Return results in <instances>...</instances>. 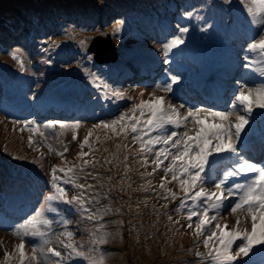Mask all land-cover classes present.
Here are the masks:
<instances>
[{"label":"rangeland","instance_id":"obj_1","mask_svg":"<svg viewBox=\"0 0 264 264\" xmlns=\"http://www.w3.org/2000/svg\"><path fill=\"white\" fill-rule=\"evenodd\" d=\"M222 1L205 0L204 14L214 16L222 12ZM246 6L245 3L234 6L240 13L238 15L235 12L231 13L232 20L224 22L225 30L238 27L249 21L250 17L246 11ZM218 21L220 22V18ZM67 28L71 29L70 39L75 42L78 41L83 28L78 25L73 27L71 24ZM81 42L85 43L84 38ZM225 45L228 43L225 42ZM92 64L91 61L90 66L76 67L73 74H68V69L63 72L55 62H51L47 66V73L42 82V87L48 94L64 92L71 87L83 90L84 86L89 84L87 88L91 94L88 95L87 99L95 107L97 105L102 106L100 110L95 108L91 110L95 118L100 119H96L94 123L78 124L77 130L68 134L70 146L67 147L63 142L60 143L61 149L56 150L55 156L48 150V147L40 144L43 153H49L50 165L56 166L58 169H67L76 165V182L93 186L88 192V195L95 197L90 204L92 214L95 217L92 220L87 218L89 213L75 203L69 205L60 201H48L49 195L44 200L46 205L53 206L56 204L60 206L62 209L61 216L66 211L71 213L61 221L68 220L72 225H78L77 235H73L71 238H63L66 242L79 247V250L86 255L85 257H74L71 261H66L65 264H94V262L95 264H179L178 260L185 252L192 253L198 248L205 247L203 239L210 234V232L204 231L201 236H196L195 224L197 219L195 217L191 221L192 228L188 227L190 223L187 219L188 210L197 207V205L191 201H186L185 207L178 211L180 200L185 199V197L177 181L168 182L171 181V174L165 181V188H161V178L165 176V173L161 169L152 171L153 164L151 162L154 156L151 153L140 152L139 141L133 142L130 131L127 134L120 133L117 135L110 128L102 126L103 122L110 123L117 120L122 113L131 115L130 109L138 104L141 99L148 101L152 93H155L156 96L164 95L166 103L172 105L173 103L167 96V92L161 91L163 86L136 88L131 93L127 87L120 86L110 80L109 77L107 78L108 73L102 77L99 76L95 70H92ZM2 76L3 74L0 73V77ZM1 82L0 79V84ZM115 92L122 93L123 96L117 98L113 95ZM141 93H143L142 96ZM186 111L187 109L180 110L181 114ZM136 115H139V112ZM232 119L234 121L235 116ZM188 128H191L190 122ZM90 132L88 145L81 149V143ZM74 134L76 135L75 140L73 139ZM29 137L30 135L19 139L17 145H23ZM89 146L92 149L91 152H89ZM65 147L68 149L66 152L64 151ZM81 151L89 153V155L81 158L79 156ZM58 152H62L63 156L58 155ZM145 156L148 160L147 165L142 163ZM85 159L94 163L84 166L81 172L79 166ZM168 163L169 161H165V166ZM33 164L28 163L26 169L32 168ZM9 165L15 172L24 171L16 158ZM3 168L6 167L3 166ZM149 173L152 174L149 175ZM62 175L64 174L59 173V176ZM71 175L69 173L64 176V180L69 179ZM61 183L63 187L67 188L69 199L80 193V189L73 185ZM203 187L206 191L211 192L204 184ZM166 189L175 192L176 199H165ZM53 191L51 181L49 194ZM209 215H217L218 218L213 223L227 224L230 228V215H224L221 211L219 213L210 211ZM76 217L80 219L79 224ZM169 217L172 219L169 220ZM213 223L209 226L210 228H212ZM101 239L104 240L103 243L98 242ZM93 241L97 242L94 243ZM20 242L21 239L15 240L13 235L0 233V264H20L19 254L16 251V245ZM33 243H35L33 240L31 242L24 240L26 264L28 263L27 257L32 255ZM47 247L40 252L51 255L47 253ZM6 252L9 253L7 258ZM210 260L211 258H208L200 263L192 256L190 260L181 264H213L212 260L207 263ZM33 262L42 264L39 259Z\"/></svg>","mask_w":264,"mask_h":264},{"label":"snow or ice","instance_id":"obj_2","mask_svg":"<svg viewBox=\"0 0 264 264\" xmlns=\"http://www.w3.org/2000/svg\"><path fill=\"white\" fill-rule=\"evenodd\" d=\"M246 11L251 17V23L264 28V0H251V6H246ZM191 15V13H186ZM181 32H187L188 29H180ZM184 41L179 37L172 40L170 43L163 46L165 54ZM249 51L255 52L260 57V62H264V35L260 38L253 39L248 45ZM14 59H19L17 53H12ZM22 63V61H21ZM245 67H251V62ZM178 77H171V83L165 84L161 91L170 92L172 84L176 83ZM159 87V86H158ZM113 95L117 98L123 96L122 93L115 92ZM143 93H141V96ZM151 98L148 101L143 99L138 104H135L130 109L131 115L122 113L117 120L103 122L102 126L110 128L114 133L127 134L132 133L133 142L139 141V149L141 153H151L154 156L152 160L153 172L161 169L165 176L161 178L160 187L165 188V181L171 174V181H177L180 189L184 193L185 199L180 200V208H184L186 201H191L197 207L188 210L187 219L190 221L189 228H192L191 221L193 217L197 219L195 224V234L201 236L205 230L210 234L203 239V244L209 248L208 256L211 257L213 264H232L237 261L238 257H246L251 252L254 246H264V167L255 163L248 162L239 157L233 168L226 171L224 178L215 184L217 191L208 192L203 187L205 166L208 163V158L213 154L235 152L233 137L238 138L241 129L247 124V119L244 115L235 112L213 111L202 108L189 107L184 114H181L180 108L175 107L170 103H166L163 96H156L155 93L150 94ZM240 105L243 106L245 112H251L253 106L264 108V85L258 88H249L247 92L241 90L235 97L233 108ZM139 112V115L136 113ZM235 116L233 121L232 117ZM191 123V129H188V124ZM59 123V122H57ZM79 125H71L77 128ZM99 126V125H98ZM171 126V127H167ZM185 128L183 133L178 132L179 128ZM118 128V131H117ZM170 132V134H169ZM191 133V134H190ZM41 135H43L41 133ZM85 136L80 147L83 149L88 145L89 136ZM76 139V135H73ZM31 143V137L29 138ZM159 145V147H156ZM119 147V146H118ZM127 147V145H124ZM68 149L65 147L64 151ZM89 146V152H91ZM58 155L63 156L62 152ZM89 155L84 151L79 153L82 158ZM126 159V157H125ZM165 161L169 163L165 166ZM106 162H109L106 160ZM94 163L90 160H83L79 166L82 172L84 166ZM142 163L147 165L148 160L144 157ZM76 165H72L67 169L53 166L51 170L52 187L54 191L47 197L48 201H60L64 204H77L88 212V219H94V214L90 208L94 196L88 195L92 189V185L76 182ZM63 173L62 176H57V172ZM71 173V177L64 180V176ZM152 173H149L151 175ZM231 177H241L240 182L230 181ZM59 181V182H58ZM73 185L80 189L78 195H73L70 199L67 196V188L62 186V183ZM230 197H235V202L229 201ZM165 199H176V193L170 189L165 191ZM226 201L228 202L226 204ZM230 207L232 214H237L240 210L245 221L250 220V229L241 228V219L236 215L235 224L229 228L227 224L221 225L215 223V229H211L213 221L217 220V215H209L210 211L219 213L221 210ZM55 208L37 210L30 216L16 231V235L21 237V242L16 245V251L19 254L20 264H26V253L24 251L25 244L23 237L33 236L40 237L44 245H49L46 249L47 253L51 254L56 259L49 260L46 256L47 264H65L66 261H71L74 257H85V253L79 250V247L73 243L66 242L61 237L71 238L72 232L65 231L57 234V241L67 251L66 256H62L61 251L51 247V240L47 237L54 220L49 219L46 212H54ZM172 218L169 217V220ZM67 224V220L62 221ZM96 243L97 241H93ZM103 243L104 240L98 241ZM238 242V243H237ZM236 244V251L233 254V245ZM43 251V249H40ZM38 246L33 245L31 257H27L28 261H38L37 256ZM197 256L201 253L196 252ZM6 258L9 253H5ZM95 264V262H94Z\"/></svg>","mask_w":264,"mask_h":264},{"label":"trees","instance_id":"obj_3","mask_svg":"<svg viewBox=\"0 0 264 264\" xmlns=\"http://www.w3.org/2000/svg\"><path fill=\"white\" fill-rule=\"evenodd\" d=\"M12 1L15 2L16 6L24 7L25 5H29V3L31 1H34V0H12ZM27 2H29V3H27ZM71 8L72 9L74 8L72 6V4L69 6V10H71ZM10 9H11V1L10 0H0V11H2V13L6 12ZM5 15H7L8 17H11V15L8 13H5ZM22 17H24V18L27 17V14H23ZM17 18H18V16H16V15L13 17V19H17Z\"/></svg>","mask_w":264,"mask_h":264},{"label":"water","instance_id":"obj_4","mask_svg":"<svg viewBox=\"0 0 264 264\" xmlns=\"http://www.w3.org/2000/svg\"><path fill=\"white\" fill-rule=\"evenodd\" d=\"M91 50H92V51H95L94 47H91ZM102 52H106V51H103V50H102Z\"/></svg>","mask_w":264,"mask_h":264}]
</instances>
